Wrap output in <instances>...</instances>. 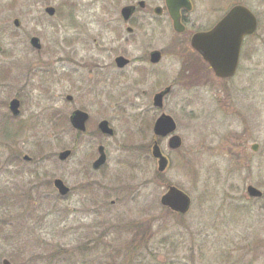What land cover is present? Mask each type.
<instances>
[{"label": "rangeland", "instance_id": "374dc122", "mask_svg": "<svg viewBox=\"0 0 264 264\" xmlns=\"http://www.w3.org/2000/svg\"><path fill=\"white\" fill-rule=\"evenodd\" d=\"M132 1L0 0V264H264V194L247 192L253 185L264 193V0H191L186 32L159 21L133 37L114 31ZM235 4L249 7L259 26L245 39L237 74L222 79L190 37ZM108 47L110 56L154 47L165 56L146 77L132 67L122 78L106 65ZM82 59L102 69H77ZM168 85L164 107L155 108L154 94ZM20 92L24 111L10 120L9 102ZM76 108L89 112L91 132L73 129ZM163 111L183 145L160 141L170 158L160 172L152 125ZM102 119L114 136L98 132ZM100 144L108 162L95 172ZM64 149L73 154L62 162ZM56 177L72 188L69 196L55 190ZM172 185L192 198L185 214L161 203ZM133 240L142 247L132 253Z\"/></svg>", "mask_w": 264, "mask_h": 264}, {"label": "water", "instance_id": "95a60500", "mask_svg": "<svg viewBox=\"0 0 264 264\" xmlns=\"http://www.w3.org/2000/svg\"><path fill=\"white\" fill-rule=\"evenodd\" d=\"M170 9V14L174 22V28L178 32L185 30L184 24L181 22L180 9L186 7L191 9L190 0H166ZM134 6H125L122 14L126 20L130 18L133 13ZM160 9V8H159ZM46 11L49 15L55 14V7L48 6ZM14 24L19 26L20 20L15 19ZM258 29V19L253 11L243 4H236L231 7L228 12L209 30L199 31L194 33L191 38V44L206 61L210 64L214 73L220 78H230L235 75L239 62L241 49L246 36L254 34ZM31 44L37 49H41L42 44L38 36L31 38ZM2 46L0 45V51ZM154 60L160 58V52L154 51ZM120 65H123V58L120 57ZM172 87L168 86L154 97V105L163 107L164 96L171 91ZM71 99L72 97L69 96ZM19 100L13 99L10 103V108L14 115L20 113ZM89 114L83 110H76L71 116V123L74 128L85 131L87 129L86 123ZM100 130L107 135L113 136L115 131L110 126L108 120H103L99 124ZM177 128L176 121L171 115L163 113L155 122L154 133L160 137H167L172 134ZM169 147L171 149H178L182 146V138L178 134H174L169 139ZM254 150L258 149V144L252 146ZM101 153L99 159L94 163V168H99L106 162L105 147H99ZM72 150L66 149L60 152L59 159L66 160L71 155ZM152 154L158 159V170L163 172L169 165L168 157L163 153L158 141H155L152 149ZM25 159L30 160V156L26 155ZM55 186L58 188L61 195H67L70 191L65 182L56 178ZM247 192L253 197H261L263 191L259 188L249 185ZM161 203L169 207L175 212L185 214L192 205V199L188 193L177 186H169L168 190L161 197ZM2 264H13L9 259H4Z\"/></svg>", "mask_w": 264, "mask_h": 264}, {"label": "flooded vegetation", "instance_id": "af4514ba", "mask_svg": "<svg viewBox=\"0 0 264 264\" xmlns=\"http://www.w3.org/2000/svg\"><path fill=\"white\" fill-rule=\"evenodd\" d=\"M192 2V1H191ZM128 5H130V6H134V9H133V13H132V15L130 16V18L128 19V20H126L125 19V17L123 16V14H122V10H123V8L125 7V6H128ZM49 6V5H48ZM48 6H46L45 7V11H46V8L48 7ZM160 8V9H159ZM192 8L193 7H191V9H188V8H186V7H182L181 9H180V17H181V22L185 25V28H186V24H185V22H186V17H185V14H186V11H191L192 10ZM56 9V8H55ZM47 12V11H46ZM55 14H56V11H55ZM54 14V15H55ZM54 15H52V16H54ZM15 19H19V18H15ZM161 19V20H160ZM20 20V19H19ZM120 20H121V23H120ZM120 20L119 19H117V24H115V27H114V31L115 30H119L120 28L122 29V27L123 28H125V30H126V32L130 35V36H134V35H137V33H138V31H140L141 29H143V27H144V25L146 24V25H153V26H156L157 25V22H159V21H161V22H163V21H166V22H171L172 23V26H173V30L175 31V32H177L176 30H175V28H174V22H173V19H172V17H171V14H170V9H169V6H168V4H167V1L166 0H164V1H162L161 2V4H158L157 2H155V1H146V0H137V1H135V0H133L131 3H129V4H126V5H123L122 7H121V9H120ZM108 20H106V23L107 24H109V21L107 22ZM22 24V22H21V20H20V24H19V26ZM19 26H16V27H19ZM75 28H78V24H75ZM186 30H187V28L182 32V33H184V32H186ZM177 33H181V32H177ZM193 35V34H192ZM192 35H191V37H192ZM32 37H34V36H32ZM31 37V38H32ZM191 37H190V41H191ZM31 38H30V42H31ZM150 38H152V36H150ZM126 40H128V39H126ZM141 42H143L144 44H145V46L146 47H148V46H150V44H148L145 40H141ZM140 42V43H141ZM148 42H149V38H148ZM148 45H147V44ZM150 43V42H149ZM42 44V43H41ZM142 44V43H141ZM191 44V43H190ZM32 45V44H31ZM140 45V44H139ZM191 46V45H190ZM140 47H142L141 45H140ZM35 48V47H34ZM35 49H37V48H35ZM41 49H42V47H41ZM41 49H37V50H41ZM106 51V56H105V59L107 60L106 61V65L108 66V67H113V66H116L117 68H118V71H120V73H121V76H124V77H122V78H125V73L126 72H128V70L130 69V68H132V67H135V69L136 70H138L139 72H141V75L142 76H145L146 77V75H147V73H149L150 74V72H151V70H152V68H154L155 66H158L161 62H162V60H163V58H164V56H165V49H159V48H156V47H154V48H151L150 50H148V52L147 53H142L141 55H131L129 52H128V50H122V51H120L119 53L117 52V53H113V56L111 55L110 56V52L111 51H113L110 47H108L107 48V50H105ZM154 51H159L160 52V58L157 60V61H155L154 60V56H153V53H154ZM120 57H122L123 58V65H120V62H121V60H120ZM68 59H70V58H68ZM64 61V60H63ZM98 64L99 63H97V62H92L91 60H84V59H82L81 61L80 60H78L77 61V63H76V68L77 69H83V70H89V71H91L90 69L91 68H96L97 66H98ZM240 64L241 63H239V66H238V70H239V68H240ZM81 65V66H80ZM100 68L102 69V66L99 64V67H98V69L97 70H100ZM156 68V67H155ZM238 70H237V72H238ZM146 73V74H145ZM237 74V73H236ZM72 77V76H71ZM168 86H172V85H168ZM168 86H165V88L166 87H168ZM165 88H163V89H161V90H159V91H157L155 94H154V96H153V106L155 107V108H157V109H160V107H158V106H155L154 105V97H155V95L157 94V93H159V92H161L162 90H164ZM171 91H172V89H171ZM171 91L168 93V94H166L165 96H164V102H165V98L171 93ZM19 94H21V92L20 93H18L17 95H15L11 100H10V102H9V105H8V108H9V111H10V116L9 117H7L8 119H10V120H14V119H18V118H20V116L22 115V113H23V98H22V96H19ZM69 96H71L72 98L70 99L69 98ZM13 99H18L19 100V103H20V105H19V109H20V113L18 114V115H14L13 114V112H12V110H11V108H10V103H11V101L13 100ZM66 99H67V101L68 102H73V100H74V96L73 95H71V94H68L67 96H66ZM164 107V106H163ZM76 110H83V111H85V112H87L86 110H85V108H76L75 110H73L72 111V113L70 114V116H69V120H70V123H71V116H72V114L74 113V111H76ZM164 112V111H163ZM162 112V113H163ZM88 114H89V112H87ZM161 113V114H162ZM160 116V115H159ZM158 116V117H159ZM157 117V118H158ZM157 118H156V120H157ZM61 119V118H60ZM103 120H107V119H102V120H100L99 121V123H98V132H100L101 134H103L104 135V133L100 130V128H99V124H100V122L101 121H103ZM156 120L154 121V123H153V125H152V131L154 132V125H155V122H156ZM89 121H90V114H89V118H88V120H87V123H86V126H87V129L85 130V131H80V130H78V129H76V128H74V126L72 125V123H71V125H72V127H73V129L78 133V134H84V133H87V132H91L90 131V126H89ZM109 121V120H108ZM23 125H24V122H23ZM115 130V129H114ZM106 136V135H105ZM101 145H103V144H100V145H98V148H97V150H98V156L94 159V161L92 162V168H93V170L95 171V172H101V170L102 169H104L106 166H107V162H108V153L106 152V147H105V152H106V162L104 163V164H102L99 168H94V163H95V161L97 160V159H99V157H100V155H101V153H100V151H99V147L101 146ZM72 150V153H71V155H70V157L72 156V154H73V149H71ZM31 157V156H30ZM23 160L25 161V162H28V163H31V162H33V158L31 157V159L30 160H27V159H25V155L23 156ZM66 161V160H65ZM64 161V162H65ZM16 162H10V164H12V166H13V164H15ZM12 173H14V172H12ZM54 180H55V178L53 179V186H54ZM54 188H55V190L57 191V189H56V187L54 186ZM71 188V187H70ZM71 192H72V188H71ZM69 196V195H68ZM67 197V196H66Z\"/></svg>", "mask_w": 264, "mask_h": 264}, {"label": "trees", "instance_id": "16d2710c", "mask_svg": "<svg viewBox=\"0 0 264 264\" xmlns=\"http://www.w3.org/2000/svg\"><path fill=\"white\" fill-rule=\"evenodd\" d=\"M141 228V227H140ZM139 228V229H140ZM139 233V232H138ZM142 247V242H140L139 244H136V240H133L131 241L129 244H128V249H130L133 252L137 251L139 248Z\"/></svg>", "mask_w": 264, "mask_h": 264}]
</instances>
